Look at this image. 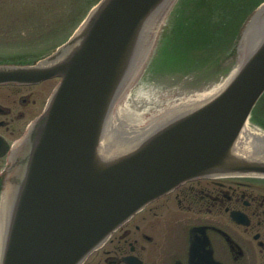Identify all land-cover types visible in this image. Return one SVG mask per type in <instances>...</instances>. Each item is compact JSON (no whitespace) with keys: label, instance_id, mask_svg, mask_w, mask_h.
I'll return each mask as SVG.
<instances>
[{"label":"water","instance_id":"95a60500","mask_svg":"<svg viewBox=\"0 0 264 264\" xmlns=\"http://www.w3.org/2000/svg\"><path fill=\"white\" fill-rule=\"evenodd\" d=\"M175 1L101 0L68 41L35 65L0 66V83L62 78L11 150L0 201V264H82L115 228L186 180L215 173L264 178V135L246 128L264 93L262 8L221 91L131 149L108 154L105 147L150 130L179 105L148 119L116 109L151 58L165 17L151 47L143 44L149 21L165 7L166 16Z\"/></svg>","mask_w":264,"mask_h":264},{"label":"flooded vegetation","instance_id":"af4514ba","mask_svg":"<svg viewBox=\"0 0 264 264\" xmlns=\"http://www.w3.org/2000/svg\"><path fill=\"white\" fill-rule=\"evenodd\" d=\"M55 81L0 85V186L12 146ZM85 264H264V181L187 182L125 223Z\"/></svg>","mask_w":264,"mask_h":264},{"label":"rangeland","instance_id":"374dc122","mask_svg":"<svg viewBox=\"0 0 264 264\" xmlns=\"http://www.w3.org/2000/svg\"><path fill=\"white\" fill-rule=\"evenodd\" d=\"M91 3L93 0H87V8ZM83 4V1L77 3L70 16L72 0H0V59H30L52 52L68 38L66 34L73 31L75 27L73 19L77 22L79 14L81 18L86 14L85 10L80 12ZM169 12L163 20L151 52L152 61L156 58L157 62L165 64L169 62L158 58L157 49ZM64 35L67 37L59 41ZM202 52L195 51L201 55ZM149 60L145 62L142 70L136 73L116 104V109L126 107L131 114L141 119H148L160 113L168 105L169 100L180 93L179 91L190 89V81L186 79L174 80L175 84L172 85L170 77L153 69L155 60L154 62ZM258 111L260 113L264 111V99ZM254 123L260 125L257 124L259 122Z\"/></svg>","mask_w":264,"mask_h":264},{"label":"bare ground","instance_id":"6f19581e","mask_svg":"<svg viewBox=\"0 0 264 264\" xmlns=\"http://www.w3.org/2000/svg\"><path fill=\"white\" fill-rule=\"evenodd\" d=\"M164 9H163L162 13L160 14V16L153 18L151 21H149V23L146 27V36H145L143 44H147L149 47H151V45H152L154 35L156 33L157 28L159 27V25L161 23L162 18L165 17V10ZM181 51H183V50L181 49ZM190 66L191 65L177 66V68L174 69L172 72L168 71L170 69V67L166 69V71L170 73L169 79L171 80L172 85L175 84L174 80H177V79L182 80V79H184L185 76H187L186 73L190 72ZM160 71H164V70H160ZM201 74H202V71H199L197 73V75H199V76ZM216 87L217 86H214V87H211L209 89L213 90ZM221 90L222 89H219L218 91H216L212 94L200 95V96L196 97L195 99H189V100L181 101L178 106H175L172 110H169V112H167V114L161 116V118H159V121L156 122V120H154L153 124H152L153 127L150 130L146 131L143 129L141 131H135V132H133L134 136H130L131 133L125 134L127 136L120 137L121 141L119 142V144H116L112 148L105 147L108 151V154L109 155L119 154V153H121L122 150L126 151V150L131 149L132 147L137 145L141 140H143L146 136H148L151 132H154L156 129L162 127L165 124H167V125L170 124V122L173 119H175L181 115H184V114H186L192 110L199 108L200 106L204 105L205 102H208V100L212 99L216 95V93H218ZM154 101L156 102L158 100H154ZM149 104H150V102H148V105ZM253 144H254V142L252 141L251 146H253ZM238 148H239V145H237V147H236L237 152H238ZM243 150H245V148ZM246 151H247V149H246ZM248 153L251 154V152H248ZM6 203L8 204V199H7V196H4L3 205H2V209H1V214L3 215V219H5L6 210L8 208ZM5 225H6V219L3 220L1 223V228H2L1 231L4 230ZM1 239H2V233H0V240Z\"/></svg>","mask_w":264,"mask_h":264},{"label":"trees","instance_id":"16d2710c","mask_svg":"<svg viewBox=\"0 0 264 264\" xmlns=\"http://www.w3.org/2000/svg\"><path fill=\"white\" fill-rule=\"evenodd\" d=\"M84 7V6H83Z\"/></svg>","mask_w":264,"mask_h":264}]
</instances>
